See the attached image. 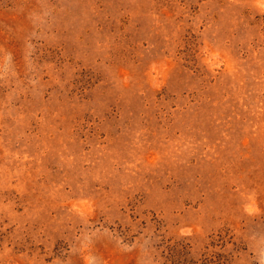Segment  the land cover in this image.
<instances>
[{
  "label": "rangeland",
  "instance_id": "374dc122",
  "mask_svg": "<svg viewBox=\"0 0 264 264\" xmlns=\"http://www.w3.org/2000/svg\"><path fill=\"white\" fill-rule=\"evenodd\" d=\"M0 264H264V0H0Z\"/></svg>",
  "mask_w": 264,
  "mask_h": 264
}]
</instances>
